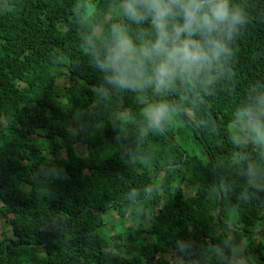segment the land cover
I'll return each mask as SVG.
<instances>
[{"label":"trees","instance_id":"16d2710c","mask_svg":"<svg viewBox=\"0 0 264 264\" xmlns=\"http://www.w3.org/2000/svg\"><path fill=\"white\" fill-rule=\"evenodd\" d=\"M74 3L0 0V212L14 232L0 236V264H160L176 238L215 242L231 230L225 225L247 246L250 264H264V192L246 203L209 192L212 161L235 157L227 138L233 108L249 84L264 81V0H248L252 19L235 45L236 92H219L201 109L217 130L180 122L150 137L143 150L155 152L151 169L121 158L108 121L116 108L141 110L133 94L111 99L97 121L103 128L93 122L74 134L73 115L92 102L100 79L79 46ZM96 6L105 22L118 18L115 0ZM153 180L160 189L152 200L121 204L127 188ZM141 207L152 210L151 223Z\"/></svg>","mask_w":264,"mask_h":264},{"label":"clouds","instance_id":"9594fccd","mask_svg":"<svg viewBox=\"0 0 264 264\" xmlns=\"http://www.w3.org/2000/svg\"><path fill=\"white\" fill-rule=\"evenodd\" d=\"M114 11L118 18L105 22L96 0L74 3L79 46L100 74L92 88L94 99L73 115L74 134H87L93 122L103 128L104 123L97 121L111 99L133 94L141 110L132 113L119 107L108 121L121 158L151 169L155 152L143 150L150 137L166 135L180 122L217 130L216 122L207 113L201 115V109L210 108L209 98L219 92H236L235 45L251 22L250 6L248 0H115ZM52 61L60 63L61 57L53 54ZM227 138L235 157L212 161L209 192L229 199L235 195L240 203L258 199L264 192V81L249 84L238 99ZM42 171L38 168L37 174ZM48 171L67 178L61 168ZM159 189L154 180L129 187L120 202L136 206L152 200ZM141 209L151 223L152 210ZM225 227L231 230L215 242L176 238L174 247L159 254L160 264H250L247 246L231 225Z\"/></svg>","mask_w":264,"mask_h":264},{"label":"rangeland","instance_id":"374dc122","mask_svg":"<svg viewBox=\"0 0 264 264\" xmlns=\"http://www.w3.org/2000/svg\"><path fill=\"white\" fill-rule=\"evenodd\" d=\"M67 81V79L65 80H61L58 82V85H61V84H64L65 82ZM81 153H85V150L81 149ZM187 193H191V189H187L186 190ZM1 202H0V206H1ZM14 235V232H13V229L12 227L10 226V223L8 222L7 219H5L1 212H0V236H9V237H12ZM145 238H147L145 235H144ZM159 255L157 256V259H158ZM159 260V259H158ZM156 264H159L158 262Z\"/></svg>","mask_w":264,"mask_h":264},{"label":"water","instance_id":"95a60500","mask_svg":"<svg viewBox=\"0 0 264 264\" xmlns=\"http://www.w3.org/2000/svg\"><path fill=\"white\" fill-rule=\"evenodd\" d=\"M219 216H220V210H218V218H217V221L219 220Z\"/></svg>","mask_w":264,"mask_h":264}]
</instances>
